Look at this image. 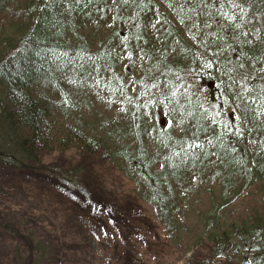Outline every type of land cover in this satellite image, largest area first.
<instances>
[{"label":"trees","instance_id":"16d2710c","mask_svg":"<svg viewBox=\"0 0 264 264\" xmlns=\"http://www.w3.org/2000/svg\"><path fill=\"white\" fill-rule=\"evenodd\" d=\"M69 153L108 158L187 264H264V0H0V164ZM54 173L89 203L80 163ZM0 230L50 263L38 227Z\"/></svg>","mask_w":264,"mask_h":264},{"label":"rangeland","instance_id":"374dc122","mask_svg":"<svg viewBox=\"0 0 264 264\" xmlns=\"http://www.w3.org/2000/svg\"><path fill=\"white\" fill-rule=\"evenodd\" d=\"M79 163L91 192L88 204L78 193V197H68L61 180L46 175L47 167L54 173L56 168ZM39 165L15 169L0 164V223L9 215L38 227L52 245L47 264H187L197 254L198 245L176 246L168 239L152 206L135 194V184L108 158L98 155L80 160L72 153L55 154L44 157ZM72 209L80 210L78 217L87 230L78 238L74 237L79 227L71 219ZM18 248L0 230V264H15ZM244 258L248 259L241 257L233 264Z\"/></svg>","mask_w":264,"mask_h":264},{"label":"water","instance_id":"95a60500","mask_svg":"<svg viewBox=\"0 0 264 264\" xmlns=\"http://www.w3.org/2000/svg\"><path fill=\"white\" fill-rule=\"evenodd\" d=\"M238 264H251L250 263V260L249 259H247V258H244L240 263H238Z\"/></svg>","mask_w":264,"mask_h":264}]
</instances>
